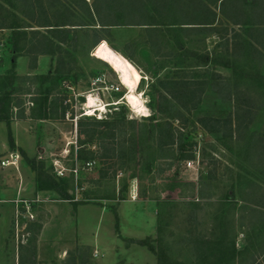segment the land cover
Wrapping results in <instances>:
<instances>
[{"label":"rangeland","instance_id":"374dc122","mask_svg":"<svg viewBox=\"0 0 264 264\" xmlns=\"http://www.w3.org/2000/svg\"><path fill=\"white\" fill-rule=\"evenodd\" d=\"M238 5L249 20L250 7ZM218 6L213 7L219 17L216 32L176 24L181 16L174 15H154L161 20L154 21L161 24L156 36L144 27L78 28L69 48L76 65L71 63V73L57 84L55 57L41 55L32 61V21L20 18L28 27L19 30L16 52L10 50L9 31H0V96L7 93L10 102L4 107L11 108L8 125L0 121V160L9 153L19 156L16 171L0 168V264H158L156 256L128 243L130 239L147 240L167 262L208 264L214 259L198 262L187 240H215L220 234L217 211L238 182L253 178L264 185L261 168L248 155L254 134L264 132V24L243 36L235 60L229 56L240 29L221 18ZM118 55L139 77L136 93L142 111L123 99L126 91L109 61ZM200 56L228 59L230 67L204 64ZM214 75L224 82L229 100L225 90L212 92L208 84ZM167 81L187 82L192 89L184 108L176 104V120L153 110L161 83ZM235 89L249 91L252 104H238ZM89 94L102 111L86 112ZM45 97L46 118L33 119L31 110ZM52 101L55 111L49 108ZM99 119H116L120 127L111 136L90 141L79 134V129H96L93 122ZM165 123L171 133L160 137ZM8 132L14 150H9ZM80 149L90 165L76 160ZM17 150L42 165L70 200L54 191L35 192L34 174ZM15 197L39 200L31 208L33 221L22 219L18 228L11 224ZM234 199L235 211L225 209L222 219L224 246L235 235L236 250L252 249L255 237L238 226L244 202L238 193ZM236 264H249L248 255L238 256ZM257 264H264V256Z\"/></svg>","mask_w":264,"mask_h":264},{"label":"trees","instance_id":"16d2710c","mask_svg":"<svg viewBox=\"0 0 264 264\" xmlns=\"http://www.w3.org/2000/svg\"><path fill=\"white\" fill-rule=\"evenodd\" d=\"M239 3L250 7L251 17H249V20L246 19L247 17H244L246 14L241 9V6L238 5ZM217 4H219L218 10L221 18L240 29V32L234 33L233 52L229 56L236 60L240 57V51L243 47V36L250 35L252 27L264 24V0H93L90 4L86 0H0V31H9L10 50L16 52L19 51V47L17 46V41L20 39L19 35L21 34L19 30L20 28L28 27L23 26L22 19L20 18H27L32 21L34 26L29 27L36 28L30 31L33 40L29 48V52L33 58L32 61H35L34 59L41 55L55 57L53 81L57 84L62 76H69L72 70L71 63L73 66L76 65L72 50H69V48L72 42H75L76 30L78 28H90L91 30L97 28L107 31L110 28L124 26L144 27L147 33L156 36L161 24L154 21L161 20L155 19L154 15L159 17L161 15L160 18L162 16L174 15L176 18L181 16L180 20L174 21L175 23L177 22L176 24L194 26L189 28H197L201 32H216L217 29L214 27V24L218 21L219 17H216L213 7H217ZM52 9L53 12L48 14L47 12ZM152 19L154 20L152 21ZM200 59L204 64L210 62L212 65L223 67H230L229 64L231 63L228 59L220 57L208 59L207 56H200ZM232 63L234 64V62ZM30 68H34V65L31 64ZM50 75L47 74L45 79L50 77ZM216 76H213L214 80L212 79L208 85L211 87L212 92L219 95L225 90L224 96L229 100L231 96L223 86L224 82L221 79L219 81L215 80V78H218ZM234 93V97L240 105L242 103L247 105L252 100L249 91L243 93L242 90L238 91L235 89ZM242 93L244 96H242ZM190 94H192V89H190V84L187 82L167 81L161 83V92L158 95L159 101L155 103L153 110L159 115L168 114V118L176 120L180 118L176 104H181L182 108H184V102L188 101ZM9 102L7 93L0 96V121L5 122L6 125H8L10 119L8 110L11 108L4 106L7 103L9 104ZM250 103L252 104V102ZM46 104V97L41 99V101H36L35 109L31 110L33 119L42 120L46 118L44 113L46 112L44 109ZM48 104L51 111L52 109L53 111L56 110L53 101ZM169 111L170 114L168 113ZM60 117L63 118V112ZM148 120L153 121L154 116L148 117ZM93 123L96 129H79V134L84 137L86 136L89 141L93 140L95 136H111L116 128L120 127L116 119H99L94 120ZM165 125L166 129L160 128L158 130L160 137H169L171 133L170 124L165 123ZM7 141L9 150H14L9 132ZM83 144L85 143L79 141V145ZM17 151L22 161L34 174L33 184L35 192L43 190L54 191L61 199L70 200V196L63 187L43 169L42 165H36L34 159L28 158L22 150ZM83 152L81 149L78 151L76 160L88 163L90 159ZM180 155L181 158L184 157L183 154ZM248 155L251 158L250 160H253L257 165L254 167L261 168L262 177L264 178V132L259 133L257 131L254 134L253 140L249 145ZM240 187L248 191L244 193ZM236 188V191L232 188L231 198H227L226 202L223 201L224 205L222 204L217 211L216 219L220 234L216 236L215 240L214 238L213 240H198L196 238L187 240L192 249L194 248V254L198 262L205 263L209 258H214L212 261L216 260L217 264H236V258L244 255L245 252V255H248L249 264H257V259L264 256V210L258 209V207L262 208L264 206V185L260 186L256 179L250 178L245 180L244 183L238 182ZM236 193H238L239 200L244 202L240 206L241 215L239 216L240 223L238 226L241 230L245 229L248 236L251 233L255 237L254 244L251 242L249 245L252 249L247 248L243 251L235 249V235H233L229 246H224L226 239L221 232V229L224 228V223L222 224L224 210L235 211L236 209L237 201L234 199ZM230 199L232 202H228ZM259 226L260 231L256 234ZM161 229V227L157 229L158 234H160ZM127 242L144 247L149 253L156 256L158 264H176L167 262L158 256L157 253L155 254L153 246L145 239H130ZM244 247L247 246L245 245ZM211 262L207 263L210 264Z\"/></svg>","mask_w":264,"mask_h":264},{"label":"bare ground","instance_id":"6f19581e","mask_svg":"<svg viewBox=\"0 0 264 264\" xmlns=\"http://www.w3.org/2000/svg\"><path fill=\"white\" fill-rule=\"evenodd\" d=\"M109 61L117 71L120 85L123 86L126 91L123 98L124 101L127 102L132 109L142 111L144 109L141 101L142 99L136 93L137 81L139 79L137 73L133 70L131 65L119 55L115 58H111ZM107 64L112 67L109 62H107ZM98 102L96 98L89 94L84 104L86 112L88 113L89 110L96 112L102 111L104 107Z\"/></svg>","mask_w":264,"mask_h":264},{"label":"built area","instance_id":"2783aa9c","mask_svg":"<svg viewBox=\"0 0 264 264\" xmlns=\"http://www.w3.org/2000/svg\"><path fill=\"white\" fill-rule=\"evenodd\" d=\"M18 159L19 156L17 154L9 153L5 159L0 160V168H12L16 171L18 168ZM191 164V162H186L187 167H190ZM86 165H90V163H86ZM38 201V199L34 201L33 199L27 200L19 197H15L12 200V204L14 206V213L13 221L11 222V224L13 228H18L22 219H25L28 222L33 221L34 217L31 213V208Z\"/></svg>","mask_w":264,"mask_h":264}]
</instances>
